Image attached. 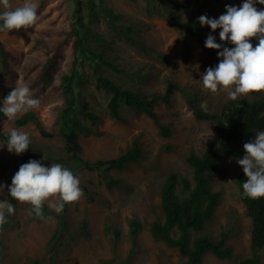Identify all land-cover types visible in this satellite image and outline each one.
I'll return each mask as SVG.
<instances>
[{"label": "rangeland", "instance_id": "374dc122", "mask_svg": "<svg viewBox=\"0 0 264 264\" xmlns=\"http://www.w3.org/2000/svg\"><path fill=\"white\" fill-rule=\"evenodd\" d=\"M194 0H98L92 3V10H82L83 21L101 40L91 39L89 45H100L105 59L123 72H116L98 62L103 75L129 85L133 89L151 96L163 93L166 88L165 78H170L182 86L192 87L200 96L201 106L212 112L219 110L229 100L227 91L218 89L211 92L203 87L201 74L207 67H214L218 62L207 61L205 50L193 37H186L181 29L173 26L169 12L181 13V5ZM11 8H16L24 0H8ZM38 5V18L35 24L14 30L0 32V42L9 52L6 66L0 57V98L1 93H9L15 86L27 85L35 98L40 100L34 112L40 126L47 132L53 130L57 110L64 103V94L60 86L61 75L70 72L72 63L73 36L68 35L74 20V0H34ZM241 0H210L200 15L218 18L226 9L225 5H241ZM111 8L120 13L122 18L115 20L118 26L113 29L109 21L100 11V7ZM258 9L264 5L257 4ZM5 8L0 5V11ZM131 28V37L136 44H130L118 32L119 28ZM220 29L214 32L205 28L199 33L206 39L211 33L218 43ZM253 46L258 42L250 38ZM228 47L234 45L227 44ZM53 62L51 80L42 82L39 78L45 62ZM81 70L85 73V84L80 93V102L85 101L92 107L98 118L89 120L82 117L91 131L80 132L78 141L81 144L82 157L89 160L110 159L117 157L132 144L137 137L142 158L129 163L122 170H111L110 176L122 181L120 187L107 188L102 177L96 171L80 168L76 175L80 183L88 185L95 200L89 202L86 196L67 203L62 221L60 214H52L43 218L29 214L27 202L12 200L7 191L15 173L14 161L27 154L17 155L7 150L6 144L0 147V159L8 163V167L0 171V200H10L15 212L9 215L10 226L1 233L3 241V264H26L31 258H43L47 251V242L56 229L61 232L59 239L62 246L57 247L52 264H99L101 260L114 257L112 244L114 231H120L115 241L118 258L112 264H120L119 259L128 256L130 240L128 221L137 217L144 229L137 236V245L130 264H176L181 260L176 248L167 247L162 241L153 238L148 225L162 216L159 189L167 174L172 171L190 176L191 168L185 162L186 155L193 150L201 153L207 138L213 134L214 121L196 119L185 98L180 92H174L168 104L158 102L154 109L159 120L171 129L168 137L163 136L155 123L144 113L122 105L126 122H118L107 114L109 94L96 86L93 75L95 63L88 64L81 60ZM77 92V89H76ZM252 99L248 94L238 97ZM260 99L264 101V91ZM23 114V113H22ZM0 121V133L17 128L30 134V141L43 149L53 150L65 155V140L56 134L48 138L41 135L39 126L33 122L18 126L15 120ZM4 143L0 141V146ZM244 142L235 140L233 146L243 151ZM242 155V157H243ZM241 157V158H242ZM223 165L216 172L207 173L213 190L222 193L220 202L213 217L205 225L204 234L217 238L223 230L231 231L228 243L233 248L234 256L247 257L250 253L251 220L245 213V207L238 196L235 176L242 168L237 159L223 157ZM26 163V162H25ZM56 162H45L50 165ZM82 222L86 223L87 234L81 230ZM264 252V250H263ZM264 264V255L262 257ZM203 264H239L235 260L218 259L206 253Z\"/></svg>", "mask_w": 264, "mask_h": 264}, {"label": "trees", "instance_id": "16d2710c", "mask_svg": "<svg viewBox=\"0 0 264 264\" xmlns=\"http://www.w3.org/2000/svg\"><path fill=\"white\" fill-rule=\"evenodd\" d=\"M94 0H74L75 9L73 11L74 20L68 35H72L74 40L72 43V63L70 72L61 75V89L64 94V103L57 110L53 130L45 131L37 120L36 115L32 111H28L20 115L15 124L18 126L25 125L29 122L39 126L42 136L51 138L56 134L63 136L65 140V155H59L53 150L43 149L33 143L29 144L26 150L27 154L17 158L14 161L15 172L18 171L22 163L29 159L42 160L45 162H56L63 164L73 170L77 174L80 168L89 171H96L102 177L105 186L109 189L120 187L122 181L119 178L110 176L111 170H122L129 163L139 161L143 154L140 142L134 137L132 144L125 151L121 152L117 157L110 159L89 160L82 157V147L78 141L79 133L91 129L84 124L82 117L89 120H96L98 115L95 110L85 101L80 102V93L85 84V73L81 70L82 59L84 58L88 64L95 63L93 75L96 79V86L109 94L107 101V114L110 118L118 122H126V118L122 112V105L128 108H134L139 112L146 114L158 127L159 132L168 137L171 129L159 120V115L155 111L156 103L161 102L168 104L174 92H180L190 107L193 116L198 120L214 121L213 134L210 135L205 143L201 153L191 150L185 157V162L191 168L190 176L182 175L179 172L172 171L167 174L165 180L160 186L159 196L161 201L162 216L153 220L148 225L150 235L162 241L167 247L176 248L181 260L176 264H203V258L206 253H211L218 259L235 260L239 264H262L264 255V197L255 199L248 198L243 195L242 183L246 179L242 168L235 176V184L238 189V196L245 207V213L250 218V253L247 257L234 256L233 248L228 243L231 231L223 230L217 238L204 234V228L208 221L213 217L216 207L218 206L222 193L213 190L207 173L218 171L223 165V157L232 159L241 158L243 151L233 146L235 140L248 142L255 137V131L264 130V101L260 99L261 92H252L248 95L252 99L237 98L229 99L221 105L218 111L212 112L204 109L200 104L199 94L188 86H182L178 82L165 78L166 88L163 93H154L151 96L143 95L129 85L122 84L118 81L107 77L101 73L98 62H103L107 67L116 71L123 72L122 69L107 61L104 53L101 51L100 45L91 47L89 41L93 38L96 41L101 40L87 27L83 21L82 10L86 8L92 10ZM101 5L104 0H98ZM210 0H194L181 5V13L185 19H181L179 13L169 12L173 26L181 29L186 37L197 39L205 50L207 61L218 62L217 50L207 49L204 47V37L199 33L209 26H201L198 17L201 11L208 5ZM242 1V0H241ZM101 13L109 21V25L113 29L118 26L114 24L115 20L122 18L120 13H114L111 8L100 7ZM118 32L130 44H136L131 33V28H119ZM255 46V45H254ZM9 52L0 42V57L3 66H6V57ZM53 62L48 59L39 76L42 82L51 80V70ZM77 89V92H76ZM8 93L2 92V98ZM0 101L2 99L0 98ZM7 119L0 113V121ZM8 131L0 133V141L5 143ZM44 156L45 160L42 159ZM8 163L0 159V171L6 169ZM86 199L89 202L95 200L94 194L88 185L80 183ZM12 202V201H11ZM67 204L62 212H60V223L63 229H66L63 214L66 212ZM52 214V211L43 206V216ZM7 215V214H6ZM10 226V219L4 225H0V264H3V241L1 233L5 232ZM128 234L130 240V249L128 256L119 259L120 264H130V259L135 252L137 245V236L144 229L143 223L137 217H132L128 221ZM81 230L83 234H87L86 223L82 222ZM60 230L56 229L47 242V251L43 258H31L26 264H52L53 257L56 255L57 247L62 246L60 241ZM115 241L120 235V231L115 230ZM112 244L114 257L104 259L99 264H112L115 258H118L115 245Z\"/></svg>", "mask_w": 264, "mask_h": 264}, {"label": "clouds", "instance_id": "9594fccd", "mask_svg": "<svg viewBox=\"0 0 264 264\" xmlns=\"http://www.w3.org/2000/svg\"><path fill=\"white\" fill-rule=\"evenodd\" d=\"M264 0H242L241 5H225L226 11L218 18L207 15L198 17L201 26H209L214 32L219 31L218 43L213 34H209L204 47L217 50L218 63L207 67L201 74L203 87L211 92L218 89L227 91L229 99L252 92L264 91ZM5 10L0 11V32L21 29L36 23L38 5L34 0H24L21 6L11 8L8 0H0ZM255 37L253 46L250 38ZM227 44L234 45L228 47ZM40 100L35 98L27 85L15 86L2 101L0 113L9 120L18 114L37 109ZM30 134L17 128L7 133L5 144L10 153L17 155L29 148ZM245 155L237 159L242 166L246 179L242 183L243 195L248 198L264 197V130L255 131V137L243 144ZM42 159L45 160L44 156ZM5 185L0 184L4 190ZM9 197L14 201L27 202L31 207L29 214L43 218V206L55 213L63 211L65 205L79 200L83 195L80 178L73 170L60 163L45 165L42 160L29 159L22 163L7 185ZM14 204L10 200H0V225L14 214ZM7 214V215H6Z\"/></svg>", "mask_w": 264, "mask_h": 264}]
</instances>
